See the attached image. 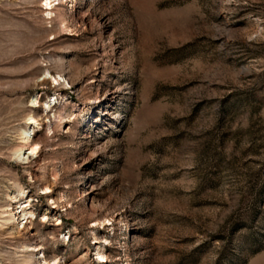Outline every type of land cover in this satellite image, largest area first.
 Listing matches in <instances>:
<instances>
[{"label":"rangeland","instance_id":"1","mask_svg":"<svg viewBox=\"0 0 264 264\" xmlns=\"http://www.w3.org/2000/svg\"><path fill=\"white\" fill-rule=\"evenodd\" d=\"M44 3L0 0V264H264V0Z\"/></svg>","mask_w":264,"mask_h":264},{"label":"bare ground","instance_id":"2","mask_svg":"<svg viewBox=\"0 0 264 264\" xmlns=\"http://www.w3.org/2000/svg\"><path fill=\"white\" fill-rule=\"evenodd\" d=\"M51 2H52V0H45V6H46V9H50L51 8ZM54 80H56V78L54 77L53 78ZM42 82L44 83V84H46V83H48V80H46L45 78L44 79H42ZM50 83V82H49ZM34 115V114H33ZM31 117V123H33V124H36V125H38V124H41L36 118H34V117H32V116H30ZM25 131V130H24ZM23 131V132H24ZM31 132V134L33 133V131H30ZM30 133L29 134H26V132H25V135H23V137H22V139L24 140V142L25 143H27V144H29L30 142L31 143H33V138H31V135ZM35 150H36V145H29L28 147H26V148H20V150H19V152H18V156L20 157V158H25V157H27L29 154H33V153H35ZM26 206V205H25ZM21 207H23V206H21V205H18V206H15V211L13 212V215H18V214H20L21 213V215L24 217L25 215H29V216H31L32 215V212L31 211H24V210H22V208ZM12 212V211H11ZM20 217V216H19ZM24 227L25 226H22V228L24 229ZM26 229V228H25ZM17 232L19 233V230H17ZM25 232H27L28 233V230H26ZM26 247H28V246H26ZM39 250V248H37V249H30V248H28L27 250H26V252H27V260L28 261H30L31 259H33V256H32V254H33V252L34 251H38ZM44 254H42L41 256H40V258H38L39 259V263L40 264H47V259L43 256ZM35 259V258H34ZM263 259V258H262ZM264 260V259H263ZM262 260V261H263ZM52 264H57V261H53L52 262Z\"/></svg>","mask_w":264,"mask_h":264}]
</instances>
